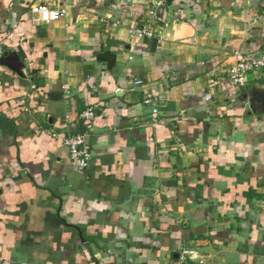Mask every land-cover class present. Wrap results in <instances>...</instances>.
<instances>
[{"label": "crops", "instance_id": "1", "mask_svg": "<svg viewBox=\"0 0 264 264\" xmlns=\"http://www.w3.org/2000/svg\"><path fill=\"white\" fill-rule=\"evenodd\" d=\"M32 5L67 14L39 22ZM154 7L0 0V45L22 64L0 63V258L174 264L186 250L192 264H264V114L243 102L264 71L229 80L264 53V0ZM146 21L153 37H132ZM74 132L87 169L64 145Z\"/></svg>", "mask_w": 264, "mask_h": 264}, {"label": "built area", "instance_id": "2", "mask_svg": "<svg viewBox=\"0 0 264 264\" xmlns=\"http://www.w3.org/2000/svg\"><path fill=\"white\" fill-rule=\"evenodd\" d=\"M169 0H157L154 10L151 14H156L157 10L164 7ZM31 12L36 15V20L39 22H53L57 21L62 17H65L67 11L65 8L62 9H52L47 5H32L30 7ZM132 37L139 38H150L153 37V31L151 29L150 21L144 22L138 27H133L130 30ZM4 49L0 45V61L3 56ZM258 70L264 71V53L256 54L245 58L244 60L238 62L229 73V80L234 85H244L250 73ZM139 83V82H138ZM17 103L24 104V100H18ZM146 104L154 106V112H158L156 103L153 98H147L145 100ZM81 120L86 122H92L96 118V111L94 107H90L80 114ZM85 132H74L70 133L64 140V145L69 149L70 161L73 166L80 169H87L91 161V152L86 144ZM195 258L193 254L189 251L184 250L179 257V259L174 264H192ZM0 264H14L12 260L0 258Z\"/></svg>", "mask_w": 264, "mask_h": 264}, {"label": "water", "instance_id": "3", "mask_svg": "<svg viewBox=\"0 0 264 264\" xmlns=\"http://www.w3.org/2000/svg\"><path fill=\"white\" fill-rule=\"evenodd\" d=\"M139 1L145 4L155 5L157 0H139ZM5 57L10 58V60L12 59L11 63L8 64V66L13 70H15L17 73L22 74V70L20 69L22 67V64L18 62V57L13 53H8L7 51L4 52L1 61ZM244 97L245 99L243 100V102L248 106L249 111L251 113L264 114V84L246 92L244 94Z\"/></svg>", "mask_w": 264, "mask_h": 264}, {"label": "trees", "instance_id": "4", "mask_svg": "<svg viewBox=\"0 0 264 264\" xmlns=\"http://www.w3.org/2000/svg\"><path fill=\"white\" fill-rule=\"evenodd\" d=\"M168 2L170 3V2H172V0H169Z\"/></svg>", "mask_w": 264, "mask_h": 264}]
</instances>
